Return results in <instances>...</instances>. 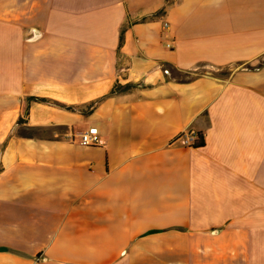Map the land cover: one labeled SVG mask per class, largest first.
Returning a JSON list of instances; mask_svg holds the SVG:
<instances>
[{"label":"crops","instance_id":"0c3cea01","mask_svg":"<svg viewBox=\"0 0 264 264\" xmlns=\"http://www.w3.org/2000/svg\"><path fill=\"white\" fill-rule=\"evenodd\" d=\"M0 264H264V0H0Z\"/></svg>","mask_w":264,"mask_h":264},{"label":"built area","instance_id":"2783aa9c","mask_svg":"<svg viewBox=\"0 0 264 264\" xmlns=\"http://www.w3.org/2000/svg\"><path fill=\"white\" fill-rule=\"evenodd\" d=\"M167 25L168 24L165 26ZM178 138L182 140L187 146H196L198 140L200 139V135L196 131L187 130L184 133H181ZM80 142L86 146H95L101 144L98 129L96 127H90L89 129L84 130L82 133H80Z\"/></svg>","mask_w":264,"mask_h":264},{"label":"trees","instance_id":"16d2710c","mask_svg":"<svg viewBox=\"0 0 264 264\" xmlns=\"http://www.w3.org/2000/svg\"><path fill=\"white\" fill-rule=\"evenodd\" d=\"M173 0H166V2L169 4L171 3ZM164 11V9H161L159 10L158 12H162ZM157 13V12H156ZM155 13V14H156ZM121 39H123V31L121 33ZM170 73H171V76L177 80H183V81H187V80H190L192 78H188L187 77V73H183L182 71H179L177 69H172L170 70ZM183 76H186V79L183 77ZM133 86L132 83H128L126 85H121L120 83H116L114 84V86L112 87L110 93L113 94V93H116L118 91H124V90H128L129 88H131ZM204 144V141H203V136L200 135V139L198 140L196 146H202Z\"/></svg>","mask_w":264,"mask_h":264},{"label":"rangeland","instance_id":"374dc122","mask_svg":"<svg viewBox=\"0 0 264 264\" xmlns=\"http://www.w3.org/2000/svg\"><path fill=\"white\" fill-rule=\"evenodd\" d=\"M210 71V68H207V67H200L199 69H198V73H202V72H204V71ZM193 76V75H192ZM185 79H186V76H183ZM191 77V76H190Z\"/></svg>","mask_w":264,"mask_h":264}]
</instances>
